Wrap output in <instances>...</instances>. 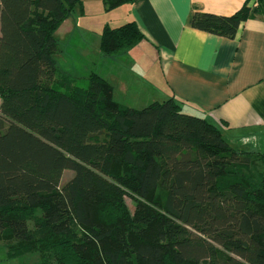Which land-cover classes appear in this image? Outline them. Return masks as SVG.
<instances>
[{"label": "trees", "instance_id": "1", "mask_svg": "<svg viewBox=\"0 0 264 264\" xmlns=\"http://www.w3.org/2000/svg\"><path fill=\"white\" fill-rule=\"evenodd\" d=\"M132 1L103 3L109 12ZM81 6L0 0V236L9 256L264 264V153L235 149L175 98L134 109L95 73L84 87L56 79L54 34ZM253 15L264 16L260 0L231 16L196 11L189 25L232 40ZM142 40L133 22L105 26L99 51L120 58Z\"/></svg>", "mask_w": 264, "mask_h": 264}, {"label": "crops", "instance_id": "2", "mask_svg": "<svg viewBox=\"0 0 264 264\" xmlns=\"http://www.w3.org/2000/svg\"><path fill=\"white\" fill-rule=\"evenodd\" d=\"M103 2L81 0V8L58 27L64 36H55V78L86 85L91 73L110 84L119 76L123 94L116 97L112 86L116 102L142 109L175 98L184 112L216 124L235 149L264 153V16H250L231 40L193 29L189 19L196 11L231 16L245 0H133L109 12ZM260 5L264 13V0ZM131 22L143 40L124 56L104 58L91 44L105 26ZM66 47L82 49L72 51L73 62L66 61L71 55ZM79 58L89 64L86 82L74 75Z\"/></svg>", "mask_w": 264, "mask_h": 264}, {"label": "rangeland", "instance_id": "3", "mask_svg": "<svg viewBox=\"0 0 264 264\" xmlns=\"http://www.w3.org/2000/svg\"><path fill=\"white\" fill-rule=\"evenodd\" d=\"M60 29V28H59ZM63 31H64V28H61V30H57V32L54 34V36L56 37H59V38H62L64 36L63 34ZM60 41H62L60 39ZM91 44L93 43H96L97 44V48H99V45H100V40H99V37L95 34L94 35V39L90 41ZM82 49H76V48H69V47H66L65 51H69V53H71V55L67 58V63L68 62H73V54H72V51H81ZM141 50H145V48H142ZM56 56V55H55ZM151 56V53L148 55V57ZM58 62L59 64L61 65L62 64V61H61V58L58 59ZM75 71H74V75L77 77L78 80H82V82H86V78H87V72H88V67H89V64L87 62V60L85 59H78L75 61ZM63 68V67H62ZM66 70H68V72L72 75V72L69 68H66ZM58 79V77L56 78ZM113 80H111V84L112 86L114 87V90H115V95L116 97H120L122 94H123V90H122V87L120 86L121 83H117L119 80H121V78H119V76H113L112 78ZM78 83H76L75 85L79 86V87H82V85H85V84H80L79 82L80 81H77ZM74 83H72L73 85ZM86 86V85H85ZM61 88V89H60ZM59 90H62V86L59 85ZM137 92H132L131 95H134V97L136 96ZM159 101H162L164 99H158ZM154 101H157V100H154ZM146 104V103H145ZM143 105H138V107H141ZM72 171H67L65 172L64 176L62 177V180L61 181H64L66 178H70V176L72 175ZM125 201H126V204L128 206V209L132 212L133 209H134V203L133 201H131V199H129L128 197L125 198ZM40 215V212L38 210H34L31 212V216H38ZM31 222H29L30 224ZM31 225V224H30ZM6 240H9L7 238H1L0 236V264H41V259H40V256L38 253H35L32 251H29V252H24L22 253L23 251H21L22 254L20 255H17L16 252H15V255L14 256H9V253H13V250L8 247L5 243ZM55 258L53 257V254H50L49 256V264H55Z\"/></svg>", "mask_w": 264, "mask_h": 264}, {"label": "built area", "instance_id": "4", "mask_svg": "<svg viewBox=\"0 0 264 264\" xmlns=\"http://www.w3.org/2000/svg\"><path fill=\"white\" fill-rule=\"evenodd\" d=\"M245 1H246L248 6L253 7V6L258 4L259 0H245Z\"/></svg>", "mask_w": 264, "mask_h": 264}]
</instances>
